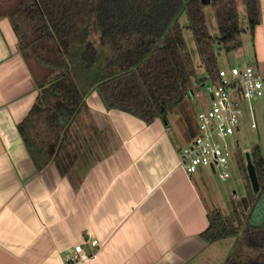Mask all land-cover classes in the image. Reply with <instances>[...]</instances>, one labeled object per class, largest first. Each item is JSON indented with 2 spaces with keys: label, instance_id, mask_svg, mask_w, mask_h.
Segmentation results:
<instances>
[{
  "label": "crops",
  "instance_id": "obj_1",
  "mask_svg": "<svg viewBox=\"0 0 264 264\" xmlns=\"http://www.w3.org/2000/svg\"><path fill=\"white\" fill-rule=\"evenodd\" d=\"M258 7L252 41L260 73L264 0ZM43 71L26 63L0 16V264H223L230 241L201 236L207 211L219 208L215 193L203 168L195 177L177 165V150L194 131L191 110L181 103L146 123L106 108L91 88L50 161L36 169L16 125L33 104ZM192 91L197 95L196 84L188 97ZM75 244L93 257L65 263Z\"/></svg>",
  "mask_w": 264,
  "mask_h": 264
},
{
  "label": "trees",
  "instance_id": "obj_2",
  "mask_svg": "<svg viewBox=\"0 0 264 264\" xmlns=\"http://www.w3.org/2000/svg\"><path fill=\"white\" fill-rule=\"evenodd\" d=\"M213 12L217 36L206 28L203 4ZM253 39L258 0H240ZM0 11L27 64L44 69L37 94L17 132L36 169L51 159L60 135L82 98L96 88L106 108L143 122L181 106L190 86L216 80L214 48H240L235 0H0ZM184 11L204 76H197L177 14ZM233 160L243 200L230 199V214L207 211V242L231 239L223 264H264V154L251 146L258 190L250 191L239 149Z\"/></svg>",
  "mask_w": 264,
  "mask_h": 264
},
{
  "label": "built area",
  "instance_id": "obj_3",
  "mask_svg": "<svg viewBox=\"0 0 264 264\" xmlns=\"http://www.w3.org/2000/svg\"><path fill=\"white\" fill-rule=\"evenodd\" d=\"M204 91L208 96V106L194 115L195 127L188 141L177 150V165L185 174L191 175L199 169L207 168L218 180L230 174L229 158L238 149L236 140L231 139L237 129L241 102L264 101V75L254 63L237 67L219 68L216 80L205 79ZM250 114L253 113L250 111ZM249 128H255L253 123ZM90 246L94 240H87ZM86 256L80 244L72 245L65 263L84 262Z\"/></svg>",
  "mask_w": 264,
  "mask_h": 264
},
{
  "label": "rangeland",
  "instance_id": "obj_4",
  "mask_svg": "<svg viewBox=\"0 0 264 264\" xmlns=\"http://www.w3.org/2000/svg\"><path fill=\"white\" fill-rule=\"evenodd\" d=\"M235 1L239 26L241 29H243V31L240 33V48L232 52L224 53L215 47L214 51L218 68L237 67V69H242L246 64H251L255 60L254 41L250 40V37L246 31L245 15L242 5L240 3V0ZM9 8L10 7L8 5H6L5 7H2L0 5V11H7ZM203 13L208 34L211 37L217 36V28L214 15L208 4H203ZM176 19L178 24L182 27V36L186 45L187 52L194 66L195 73L198 77H203V69L198 62V57L195 51L191 34L186 28H184L186 25L184 11H179ZM30 65L32 68H34L32 63H30ZM258 69L260 70V73L264 72V64H259ZM43 74L44 71L42 73L39 72L38 76H41ZM204 86L205 83L203 85H198L197 95L194 93V91H192L191 97L186 96L182 101L183 106L191 110L193 118L197 112L205 110L209 104L208 96L203 88ZM239 109L240 115L238 117L237 129L233 131V134L230 137L231 139L236 140L244 164L243 155L244 153H248L249 155L251 146L257 145L261 153L264 154V101H254L249 102L248 104L246 102H241L239 105ZM250 111L253 113V116L252 114H250ZM250 123H253L255 125V128H249ZM229 165L230 174L224 180H218L215 176L210 174L207 168L203 167L202 169L204 179L207 182L206 186L209 187L211 192L215 193L213 197L216 200V203H214V205L219 206L221 212L227 215L230 214V199H235V201L243 200L241 179L238 175L233 156L229 158ZM192 175L196 177V174ZM198 179L201 181L200 178ZM200 193L205 205L208 208H213L214 205L212 204V200H210V195H208L207 193L204 194L202 188H200ZM223 242L226 243L225 245H227L228 243L230 244V246H228V249L231 248L233 243L231 239L223 240Z\"/></svg>",
  "mask_w": 264,
  "mask_h": 264
},
{
  "label": "water",
  "instance_id": "obj_5",
  "mask_svg": "<svg viewBox=\"0 0 264 264\" xmlns=\"http://www.w3.org/2000/svg\"><path fill=\"white\" fill-rule=\"evenodd\" d=\"M243 158H244L245 174H246V177L249 183L250 191L252 194H256L258 190V184L256 181L254 169H253L248 153H244Z\"/></svg>",
  "mask_w": 264,
  "mask_h": 264
}]
</instances>
